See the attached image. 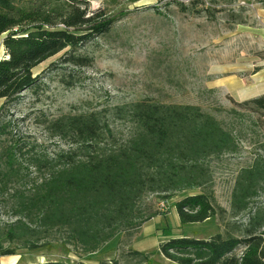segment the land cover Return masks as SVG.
I'll use <instances>...</instances> for the list:
<instances>
[{
  "label": "rangeland",
  "instance_id": "374dc122",
  "mask_svg": "<svg viewBox=\"0 0 264 264\" xmlns=\"http://www.w3.org/2000/svg\"><path fill=\"white\" fill-rule=\"evenodd\" d=\"M173 1L183 3L186 10L182 12ZM89 7L124 15L106 34L38 65L33 70L38 81L16 100H0V164L13 151L21 171V177L10 182L0 175V243L13 252L0 256V264H176L158 252L170 238L242 237L247 214H233L231 194L240 169L264 143V127L251 107L240 108L224 94L202 87L211 79L213 62L242 60L259 47L264 37V0H90ZM2 39L0 60L5 58ZM69 55L91 61L74 66L65 62ZM139 102L197 106L240 131V153L211 160L209 184L189 192L210 195L216 215L181 225L173 204L187 192L174 193L167 200L163 194L147 192L136 205L140 226L117 233L94 253L69 243L64 229H36L34 235L8 242L4 227L16 219L15 190L27 192L40 179L29 163L71 148V141L60 138L53 124L95 113L112 132L108 146L118 145L133 128L117 110ZM255 206L264 207V195L251 203ZM26 241L37 248L28 250ZM241 252L239 247L233 255Z\"/></svg>",
  "mask_w": 264,
  "mask_h": 264
},
{
  "label": "trees",
  "instance_id": "16d2710c",
  "mask_svg": "<svg viewBox=\"0 0 264 264\" xmlns=\"http://www.w3.org/2000/svg\"><path fill=\"white\" fill-rule=\"evenodd\" d=\"M89 3L0 0V39L5 50L0 60V100H16L38 81L39 76L33 74L38 65L106 34L124 15L123 11H91ZM173 3L182 12L186 10L183 3ZM83 59L69 55L65 62L85 66L91 61ZM236 105L251 107L264 127V95ZM117 114H124L133 128L129 138L118 145L108 146L112 132L95 113L53 124L60 138L71 141V148L50 159L29 161L40 179L27 192L15 190L12 212L16 219L4 227L8 242L34 235L36 229H64L69 243L84 253H94L117 233L140 226L136 205L147 192L163 194L166 200L174 193L187 192L173 204L181 225L202 223L216 215L210 195L189 192L209 184L211 160L240 153V131L197 106L139 102ZM231 114L242 118L237 110ZM259 149L240 169L231 194L233 214H247L243 236L170 238L160 246L159 254L176 264H264V207H251L264 195V143ZM15 159L10 151L0 164V175L9 182L21 177ZM36 246L25 242L28 250ZM239 247L241 254L233 255ZM12 254L0 243L1 257Z\"/></svg>",
  "mask_w": 264,
  "mask_h": 264
},
{
  "label": "crops",
  "instance_id": "0c3cea01",
  "mask_svg": "<svg viewBox=\"0 0 264 264\" xmlns=\"http://www.w3.org/2000/svg\"><path fill=\"white\" fill-rule=\"evenodd\" d=\"M257 45L259 47L253 50L252 55L242 60H223L217 64L213 62L211 73L208 75V79H211L203 82V90L222 93L228 102L234 103H243L263 96L264 37Z\"/></svg>",
  "mask_w": 264,
  "mask_h": 264
}]
</instances>
